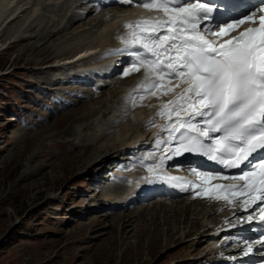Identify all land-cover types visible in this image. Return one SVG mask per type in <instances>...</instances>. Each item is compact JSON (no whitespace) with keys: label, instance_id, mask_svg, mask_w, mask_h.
<instances>
[{"label":"rangeland","instance_id":"rangeland-1","mask_svg":"<svg viewBox=\"0 0 264 264\" xmlns=\"http://www.w3.org/2000/svg\"><path fill=\"white\" fill-rule=\"evenodd\" d=\"M81 1L63 0L55 7L57 0H4L8 6L4 17L15 8L19 12L12 23L0 27V264H201V256L217 251L206 240L218 219L211 211L213 203L199 196L157 195L133 201L130 207L110 205L112 196L124 187V175L135 168L131 159L154 149L146 143L129 153V159L117 150L126 139L136 138L126 142L130 144L153 135L162 120L157 115L162 102L145 105L147 97L140 101L138 93L132 96L127 91L137 83L138 72L124 81L120 73L105 88L70 79L72 62L78 67L101 62L104 44L116 48L130 31L124 22L118 27L111 24L116 8L110 12L92 6L87 19L103 15L101 25L89 20L63 33L71 13L84 17L88 5L78 6ZM101 27L114 29L103 37ZM52 33L65 36L52 40ZM77 52L76 60L65 61ZM170 86L178 89L176 83ZM90 108L94 113L88 117ZM134 114L138 121L141 116L139 126ZM68 126L73 132L66 134ZM90 149L107 154V165L102 161L86 167L92 158L82 162L81 154ZM101 167L103 173L96 179ZM124 212L135 216L122 240L124 226L114 214ZM139 231L145 234L139 236Z\"/></svg>","mask_w":264,"mask_h":264},{"label":"snow or ice","instance_id":"snow-or-ice-1","mask_svg":"<svg viewBox=\"0 0 264 264\" xmlns=\"http://www.w3.org/2000/svg\"><path fill=\"white\" fill-rule=\"evenodd\" d=\"M121 2L132 5L134 0ZM136 6L162 11L163 17L125 23L130 31L122 40L124 47L116 50L130 57L124 75L143 68L145 79L137 88L148 96H156L162 88L163 95L172 92L164 87L165 79L188 85L157 113L168 120L162 128L166 139L156 141L163 155L157 160L149 154L151 162L146 163L149 157H145L140 165L152 179L183 190L195 188L197 195L226 204L238 203L248 213L236 217L239 224L255 223L258 227L251 230L259 233L253 240L236 241L244 245L242 256L264 250V0L238 16L229 15L236 10L230 0H138ZM257 11L262 13L258 18ZM248 22L258 26L220 42ZM130 99L135 106V98ZM144 99L145 95L139 96ZM185 155L206 157L222 169L240 171L227 176L222 170H201L197 163L188 168L198 182L169 175L168 163ZM217 178L236 183L209 188V181Z\"/></svg>","mask_w":264,"mask_h":264},{"label":"bare ground","instance_id":"bare-ground-1","mask_svg":"<svg viewBox=\"0 0 264 264\" xmlns=\"http://www.w3.org/2000/svg\"><path fill=\"white\" fill-rule=\"evenodd\" d=\"M34 2H37V0H33ZM58 2H55V7H57V5L59 4V3H61L63 0H57ZM86 1H89V0H83V1H81V4L83 5V4H86ZM93 1V0H92ZM95 1H97V0H95ZM112 1H115V2H112ZM111 2H106L105 0L104 1H101V2H99L98 3V6H100L99 7V9H101V8H103V7H109V8H107V10H110V9H112V8H116V11H118L116 14L113 12V16H110V18H109V20H110V22H111V24H113V23H117L116 24V26L115 27H118V25L120 24V23H123L124 22V24L126 23V22H129L130 20H132V19H151V18H155V17H163V13L162 14H159V12H158V10H151V11H149V10H147V9H144V8H142V7H138V6H136V4L138 3V1L137 2H134L132 5H128V4H124V3H122L121 2V0H112ZM116 1H118V2H116ZM104 3V4H103ZM44 5L43 6H47V7H49V9H50V6L51 5H46V3L44 2L43 3ZM8 5H11V2H8ZM41 5V4H40ZM42 6V5H41ZM42 6V7H43ZM76 9V8H75ZM79 9H81L82 10V8H79ZM85 10H84V12H82L83 14H81V15H83L84 17H77L75 14H73V13H71L70 15H69V17H68V21L67 22H69V28H68V25L66 24V25H63V29L61 30L63 33H64V31H65V34H66V32H68V30L69 29H73V28H75L76 29V27H78L79 25H84V24H88L90 21L89 20H93V21H96V23L95 24H100L101 25V23L103 22V21H105V19L103 18V15H101V19H99V17L98 16H96V17H93V18H89V20L87 19L90 15H92L91 13H93V11H94V9L92 8V6H90V5H88L87 7H85L84 8ZM80 10V11H81ZM96 10V9H95ZM7 11H8V6H7V3H5L4 2V0H0V27L1 26H4V24H5V26L7 25V24H9V23H12V21H14L15 19H16V17L17 16H15V17H13L15 14H16V12L18 11L16 8H15V10H13V11H9L10 13L6 16V17H4V14L5 13H7ZM112 10H110V12H111ZM19 12V11H18ZM73 12V11H72ZM18 14V13H17ZM16 14V15H17ZM122 16V15H125V16H131L129 19H125V18H122V17H117V16ZM97 17H98V20H96L97 19ZM11 19V20H10ZM134 20V21H135ZM82 23V24H79V23ZM119 22V23H118ZM77 24H79V25H77ZM77 25V26H76ZM99 25V26H100ZM113 26V25H112ZM102 29H103V27H101ZM100 28V29H101ZM100 29L98 30V32L100 31ZM114 29V27H107L106 29H103V32H101V35L103 36V37H106L107 35H110L111 34V32H112V30ZM59 32V31H58ZM65 34H59V33H52V35H51V37H53V39L52 40H54V39H60V38H62V37H64L65 36ZM230 34H233V33H230ZM101 36V37H102ZM109 37V36H108ZM50 39V38H49ZM105 39V38H104ZM121 47L123 48L124 47V44L123 45H121ZM122 48H120V47H118V48H116L115 49V52H116V50H118V49H122ZM91 49H89L88 50V48H87V51L89 52ZM92 51V50H91ZM91 53V52H90ZM79 52H77V53H75L72 57H69V58H67V59H65V61L66 62H68V61H74V60H76L77 59V57L79 56ZM57 56V55H56ZM100 59H101V57H100ZM127 60H125V62H126ZM70 64V63H69ZM120 64H122V65H120V68H121V66H123V63H121L120 62ZM71 65H75V61L74 62H72V64ZM53 67H51V68H49V69H52ZM57 68V67H56ZM106 68V67H105ZM120 68H119V70H113L112 69V71L113 72H110L111 73V76H113V75H116L117 73H118V71H120ZM109 71H111V69H108ZM109 71H107V72H109ZM133 73H135V71L133 72ZM139 75L138 76H141V75H143L144 76V69L142 70V71H139ZM95 74V73H94ZM132 74V73H131ZM131 74H129V75H127V76H125V75H123L122 76V78H121V80L120 81H124L125 79H128L130 76H131ZM59 76V75H58ZM100 76H103V74L101 75V74H96V77H100ZM80 77V75H74V76H72V77H70V79L72 80V81H77V82H79V81H81V77ZM143 79H145V77L143 78ZM55 81V80H54ZM111 82H112V80H110ZM141 81H143V80H141ZM56 83L59 85V84H61L62 83V81H60V79L59 80H57L56 81ZM64 83H66V82H64ZM63 83V84H64ZM174 83H176V87H177V84H180L181 86H183V88H182V90L178 87V89L177 88H175L174 87V89H173V91L172 92H170V93H172V94H170L169 93V95H167L168 97H169V99H168V97H167V99L165 100V95H163V94H160V92H163V90H159L158 92H157V95L156 96H147V98L145 99L146 100V102H149L148 104H145V105H151V104H153V103H156L157 101H159V103L160 102H162L161 103V105H163L164 103H166L167 101H169V100H172V98L175 96H177L178 94H180L182 91H183V89L186 87V86H188L187 84H183V83H181V81L180 80H167L166 79V82L164 83V87H171L170 85L171 84H174ZM110 83H105V86H107V85H109ZM171 88H173V87H171ZM174 90H177V91H174ZM135 92V91H134ZM139 92H141V91H138V92H135V94L136 93H139ZM80 95V94H79ZM141 95V94H140ZM132 96H134V95H132ZM138 97H139V95H137ZM80 97H82V96H80ZM68 102V101H67ZM78 101H76V102H74L73 104H76ZM115 103V102H114ZM66 104H68V103H66ZM70 105H72V104H70ZM69 105V106H70ZM73 106V105H72ZM88 117H90L93 113H94V111L93 110H91V108L88 110ZM107 113H108V110H107ZM106 113V114H107ZM105 115V114H104ZM108 115V114H107ZM86 116H87V114H86ZM134 116V118H136L135 117V114L133 115ZM83 117V116H82ZM88 117H86V118H88ZM103 118V117H102ZM160 118H163V117H160ZM137 119V118H136ZM141 119V116L139 117V121H138V119H137V121L135 120V123L139 126V124H140V120ZM166 120H164V121H167V118H165ZM105 120V119H104ZM101 121V120H100ZM162 122H163V120H162ZM157 123V126L159 127H157L156 129L158 130V132H157V134H160V132H159V129H160V126H163V125H165V124H163V123ZM92 123V122H91ZM100 123V122H99ZM116 123V122H115ZM114 123V124H115ZM105 124V123H104ZM89 124H86V126H88ZM93 125V124H92ZM113 125V124H112ZM94 126H97V125H94ZM92 127V126H91ZM64 132L67 134H69V133H71V132H73V126L72 127H70V126H68V127H66L65 128V130H64ZM140 135V134H139ZM139 135H137V136H139ZM136 136V137H137ZM143 136V135H142ZM165 137V136H164ZM134 139H136V138H129V140H134ZM126 142H128L127 141V139L125 140ZM138 141V140H137ZM68 142V141H67ZM126 142H124L122 145H129L128 143H126ZM135 142V141H134ZM115 144V143H114ZM140 144H141V142H140ZM143 144V143H142ZM154 145H157L156 143L154 144ZM88 147H90V145L88 146ZM94 147V146H93ZM114 147V146H113ZM161 147H166V145H161ZM75 151L76 150H72L71 151V153H75ZM118 151V153L117 154H121V148H119V150H117ZM77 153V152H76ZM151 153H152V151H151ZM150 153V154H151ZM160 154L161 153V155L163 154L162 152H160V151H158V149H157V152H156V155L157 154ZM101 154V152H99L98 150H96V149H90V150H88L87 152H85V153H83V154H81L82 156H81V161L83 160V159H85V158H87V157H90V158H92V161L90 162V163H87L86 165V167H91L94 163H97V162H102V161H104V164L105 165H107V162H105V160L108 158L107 157V154H103V155H100ZM64 157L65 158H67V159H69L70 158V155H64ZM78 157H79V154H78ZM147 157H149V156H147ZM149 158H151V157H149ZM74 159V158H73ZM89 160V159H88ZM87 161V160H86ZM82 162H85L84 160L82 161ZM148 162H151V161H148ZM148 162H146V163H148ZM76 165V164H75ZM99 166H100V164H99ZM102 168V167H101ZM165 171H167L168 172V174L170 175L171 174V171H169V170H167V169H165ZM179 171H181V170H179ZM103 172H102V170H101V172L100 173H98V176L96 177V179L98 178L99 179V177H100V175L102 174ZM187 173L185 172V171H183V172H180V174H179V176L180 177H187ZM130 177H132V175L130 176ZM96 179H95V182H97L96 181ZM152 179V178H151ZM101 180V179H100ZM155 180H157V179H152V182H151V185H148V186H150L151 188H153V183H154V181ZM98 183V182H97ZM130 184H131V182H130ZM129 184V185H130ZM95 185V184H94ZM117 185V184H116ZM96 186V185H95ZM97 187V186H96ZM96 187L94 188V189H96ZM129 188V187H128ZM124 202H128V199H126ZM196 202V205H199V203H197V202H201V201H195ZM201 204V203H200ZM195 205V206H196ZM163 206H164V204H163ZM189 206H192V204L191 205H189ZM184 207H186V205L184 206ZM181 208H182V206H181ZM180 208V209H181ZM189 208V207H188ZM190 210H191V208H189ZM193 209V208H192ZM196 209V208H195ZM178 210V209H177ZM176 210V211H177ZM126 211H129V210H126ZM193 211V210H192ZM134 212H138V210H136V211H134ZM174 212H175V210H174ZM197 214H198V212H197ZM113 215V214H112ZM114 218H116V217H118L119 216V219L118 220H121L122 222V226H124V227H122L121 229H120V239H122V240H125V237H127L126 235H128V232L126 233V230H125V228L128 226V224L130 223V222H133L132 221V219H134V216H135V214H131V212H129V213H126V212H124V213H115L114 214ZM120 216H122V217H124V219L122 218H120ZM130 217V218H127V217ZM132 218V219H131ZM167 218V217H166ZM166 222H169V219L166 221ZM169 224V223H168ZM167 231V230H166ZM172 232V231H171ZM175 232V231H174ZM189 232V231H188ZM140 233V234H139ZM139 233H137V235H139V236H141V235H144L145 233H144V231H142V232H140L139 231ZM186 233H187V231H186Z\"/></svg>","mask_w":264,"mask_h":264}]
</instances>
